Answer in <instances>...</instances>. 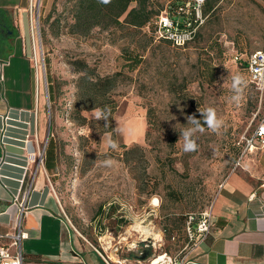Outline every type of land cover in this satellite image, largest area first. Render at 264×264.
<instances>
[{
	"label": "rangeland",
	"instance_id": "1",
	"mask_svg": "<svg viewBox=\"0 0 264 264\" xmlns=\"http://www.w3.org/2000/svg\"><path fill=\"white\" fill-rule=\"evenodd\" d=\"M150 2L162 12L184 0ZM211 3L197 37L176 46L157 38L151 25L135 34L120 25L75 34L69 31L73 0H35L29 43L53 139L49 143L47 138L40 152L50 170L57 162L58 174L51 178L61 215L72 239L84 243L75 251L100 254L105 264L182 257L192 247L188 215L209 208L246 150V138L264 118V87L242 63L264 49V0ZM38 8L42 18H61L60 27L48 28L47 23L45 39ZM129 53L139 54V61H128ZM237 54L242 61H236ZM75 58L86 60L100 75L121 72L112 91L117 107L111 119H97L94 110L99 108L74 111L79 78ZM236 75L246 81L239 103L232 99ZM35 80L34 70V86ZM208 108L215 109L224 125L217 133L206 126L194 133L198 148L186 153L181 131L192 127L187 117L202 120L199 111ZM106 160L112 161L110 166ZM23 248L31 250L30 243Z\"/></svg>",
	"mask_w": 264,
	"mask_h": 264
},
{
	"label": "crops",
	"instance_id": "2",
	"mask_svg": "<svg viewBox=\"0 0 264 264\" xmlns=\"http://www.w3.org/2000/svg\"><path fill=\"white\" fill-rule=\"evenodd\" d=\"M34 3L0 0L5 22L13 28L3 36L5 48L0 49V234L15 232L21 215L28 235L23 247L26 241L31 246L27 252L23 248L24 264H105L100 254L74 250L84 243L72 239L61 215L51 178L58 174L57 162L49 170L45 160H38L50 122L46 94L31 58ZM207 210L212 212L210 234L188 253L184 264H264V144L243 151ZM0 242H9V237Z\"/></svg>",
	"mask_w": 264,
	"mask_h": 264
},
{
	"label": "trees",
	"instance_id": "3",
	"mask_svg": "<svg viewBox=\"0 0 264 264\" xmlns=\"http://www.w3.org/2000/svg\"><path fill=\"white\" fill-rule=\"evenodd\" d=\"M211 2L212 0H206L203 11L204 14H206L212 7ZM184 5L185 0L182 3L177 2V4H173L169 7V11L171 13H176L178 8ZM72 13L73 22L69 24V31L79 35H87L97 26L109 28L111 26L120 25L127 29L128 33L133 34L142 32L143 27L148 25L153 26L154 29V22L157 20L161 12L153 8L150 0H109L108 3H103L102 0H73ZM6 16V10L0 8L1 50L5 48L1 47L3 46V36L6 35L8 31L13 30V28L5 22L4 17ZM122 17H124L123 20ZM50 19V15L42 18L40 14V21L44 22L41 27V34L44 39L47 35V23H49L48 28H53L54 25L60 24L59 21L61 18L55 17L52 21H50ZM56 34H58V31ZM147 45L148 44L146 43L144 48H146ZM138 58H140L139 54L134 55L133 53H129L126 59L137 63L139 61ZM246 61V59L243 60V65H245ZM48 63L49 62L46 58V64ZM136 63L133 65H136ZM72 64L74 65L76 72L79 74L77 83L78 90L76 99L73 103L74 111L81 113L83 110L96 108H99L100 110L108 109L107 117L111 119L112 114L117 107V103L112 96V91L119 85L121 72L100 75L95 68L81 58H75L72 61ZM246 68L248 70L247 66ZM53 88L54 87L49 84L51 100H53L54 96L52 93ZM49 143H53L52 137H50Z\"/></svg>",
	"mask_w": 264,
	"mask_h": 264
},
{
	"label": "built area",
	"instance_id": "4",
	"mask_svg": "<svg viewBox=\"0 0 264 264\" xmlns=\"http://www.w3.org/2000/svg\"><path fill=\"white\" fill-rule=\"evenodd\" d=\"M206 0H185V5L180 6L176 13L163 10L154 22V34L157 38L166 39L176 46H185L192 42L198 35L199 27L205 21L203 5ZM36 17L40 20V8ZM35 18V17H34ZM236 61H242V56L236 55ZM251 79L260 87H264V49L251 53L246 61ZM257 144H264V118L256 127L253 134L246 138V150L254 148ZM32 158L35 155L32 154ZM43 161V154L40 158ZM18 200V196H16ZM212 212L204 210L199 213H190L186 222L188 240L192 243L189 251L180 258H164L159 264H184L188 253L210 234L212 228ZM17 230L13 233L0 234L9 237V242H0V264H24L23 240L28 237L21 226V215L16 220ZM108 263V261L106 260ZM109 264V263H108Z\"/></svg>",
	"mask_w": 264,
	"mask_h": 264
},
{
	"label": "clouds",
	"instance_id": "5",
	"mask_svg": "<svg viewBox=\"0 0 264 264\" xmlns=\"http://www.w3.org/2000/svg\"><path fill=\"white\" fill-rule=\"evenodd\" d=\"M102 2L108 3L109 0H102ZM243 86H246V81L244 80V78L240 75L234 76L233 83H232V89H233V92L235 93L232 97L234 102L239 103L241 99V93L243 91ZM94 111H95V117L97 119L104 118L105 120H107L108 109H105V110L96 109ZM199 112L202 115V120L197 119L194 115L188 116L187 121L189 124L192 125V127L183 129L181 131V137L183 139V150L186 153L194 152L198 148L196 139L194 137V133L203 132L205 130L204 126H206L207 129L210 130L211 132L217 133L224 125V121L218 118L215 109L208 108L205 111H199ZM109 144L112 148L117 147L116 143L111 140H109ZM104 163L110 166L112 161L106 160Z\"/></svg>",
	"mask_w": 264,
	"mask_h": 264
},
{
	"label": "bare ground",
	"instance_id": "6",
	"mask_svg": "<svg viewBox=\"0 0 264 264\" xmlns=\"http://www.w3.org/2000/svg\"><path fill=\"white\" fill-rule=\"evenodd\" d=\"M165 257L163 256V255H160L159 257H157V259H155L153 262H152V264H159V262L161 261V260H163Z\"/></svg>",
	"mask_w": 264,
	"mask_h": 264
},
{
	"label": "water",
	"instance_id": "7",
	"mask_svg": "<svg viewBox=\"0 0 264 264\" xmlns=\"http://www.w3.org/2000/svg\"><path fill=\"white\" fill-rule=\"evenodd\" d=\"M51 129H52V126H51V123H50V124H49V129H48V138L50 137Z\"/></svg>",
	"mask_w": 264,
	"mask_h": 264
},
{
	"label": "snow or ice",
	"instance_id": "8",
	"mask_svg": "<svg viewBox=\"0 0 264 264\" xmlns=\"http://www.w3.org/2000/svg\"><path fill=\"white\" fill-rule=\"evenodd\" d=\"M154 203H155V201H154Z\"/></svg>",
	"mask_w": 264,
	"mask_h": 264
}]
</instances>
